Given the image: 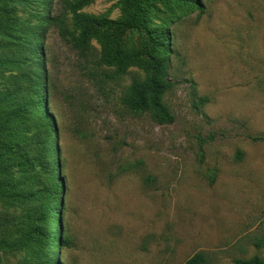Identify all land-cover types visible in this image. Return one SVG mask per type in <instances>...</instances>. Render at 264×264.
Masks as SVG:
<instances>
[{
	"label": "rangeland",
	"instance_id": "rangeland-1",
	"mask_svg": "<svg viewBox=\"0 0 264 264\" xmlns=\"http://www.w3.org/2000/svg\"><path fill=\"white\" fill-rule=\"evenodd\" d=\"M69 1H85L79 13L91 17H128L124 0ZM200 1L203 12L161 2L147 11L148 29L170 33L173 88L162 100L176 118L171 125L125 105L132 84L149 77L143 69L117 75L98 64L96 38L85 60L56 27L41 26L50 14L65 15L73 28L63 0L17 4L21 39L25 29H43L37 43L70 240L55 246L60 264H185L196 254L206 264L264 259V0ZM146 38L127 33L123 51L140 50ZM19 53L30 64L21 72H37L32 55ZM8 75H0V91L10 87L1 85ZM29 91L35 96V86L22 82L21 96Z\"/></svg>",
	"mask_w": 264,
	"mask_h": 264
},
{
	"label": "trees",
	"instance_id": "trees-1",
	"mask_svg": "<svg viewBox=\"0 0 264 264\" xmlns=\"http://www.w3.org/2000/svg\"><path fill=\"white\" fill-rule=\"evenodd\" d=\"M27 2L3 0L0 10L5 16L0 23V75L10 76L1 85L12 87L0 91V264H60L55 246L57 250L67 247L70 240L63 237V189L62 180H57L61 166L52 143V134L56 138V133L46 103L45 56L37 43L43 29H25L28 39H21L23 34L13 17L17 4ZM152 2L191 5L204 11L200 0H124L128 17L120 22L80 14L85 1L63 0L64 10L73 14V28L65 15L50 14L41 26L56 27L62 39L85 60L96 38L103 50L98 64L116 68L117 75H126L131 67L143 69L149 77L132 84L124 103L135 112L151 114L160 125H171L176 118L162 100L173 88L167 80L170 33L163 28L148 29L147 11ZM134 30L146 32V41L140 50L124 52L123 40ZM21 48L32 55L37 72H21L22 65H30L28 55L19 53ZM144 56L147 60L143 61ZM22 82L28 83L30 90L35 86V96L32 91L21 96ZM185 264H206V258L196 254ZM235 264H264V259L255 256L236 260Z\"/></svg>",
	"mask_w": 264,
	"mask_h": 264
}]
</instances>
